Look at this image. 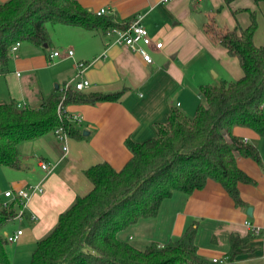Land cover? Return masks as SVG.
<instances>
[{"label":"crops","instance_id":"0c3cea01","mask_svg":"<svg viewBox=\"0 0 264 264\" xmlns=\"http://www.w3.org/2000/svg\"><path fill=\"white\" fill-rule=\"evenodd\" d=\"M77 1L93 13L105 8L106 16L122 26L141 20L149 36L163 42V48L149 47L153 63L147 64L140 55L119 46L115 34L100 36L79 27L56 25L67 27L64 38L44 47L21 43L12 53L9 72L0 75V104L15 101L21 108H38L58 89L82 79L90 82L86 94L121 96L116 101L65 107L69 115L83 117L81 124L73 123L82 137L70 138L68 152L50 133L20 145L21 169L0 164V193L37 185L43 188V193L33 194L26 203L24 216L16 219L21 225L17 231L23 234L7 251L11 264H30L37 243L54 230L60 216L78 197L91 192L87 170L108 163L120 171L132 157L127 141L144 143L155 138L174 111L192 118L203 103L201 87L219 86L242 77L239 61L215 41L216 33L247 28L254 14L258 24L254 42L264 47V2ZM67 50L74 56L50 58L54 52ZM79 63L86 64L81 74ZM234 134L257 149L252 142L264 140L249 129L236 128ZM41 162L51 165L49 173L41 169ZM238 165L255 181L253 185H239L244 207L236 206L220 185L209 182L191 195L175 193L164 201L156 217L140 220L119 238L144 250L152 243L177 241L196 224L198 254L209 264L230 254L233 238L239 239L241 246L228 264H264V236L254 234L246 225L251 222L264 227L263 162L239 158ZM0 199L4 200L3 196ZM250 208L252 216L247 213ZM4 231V236L16 232Z\"/></svg>","mask_w":264,"mask_h":264},{"label":"trees","instance_id":"16d2710c","mask_svg":"<svg viewBox=\"0 0 264 264\" xmlns=\"http://www.w3.org/2000/svg\"><path fill=\"white\" fill-rule=\"evenodd\" d=\"M49 24L79 27L100 36L130 26L106 15L99 17L77 0L0 3V75L9 72L11 49L17 43L37 47L51 43ZM257 27L252 14L247 28L215 34V41L239 61L242 77L201 87L203 103L192 118L174 111L155 138L144 143L127 141L132 157L120 171L108 163L87 170L91 192L78 197L54 230L37 243L30 264H209L198 254L196 224L179 240L152 243L144 250L122 241L119 234L142 219L156 217L164 201L175 193L191 195L209 182L220 185L236 206H245L239 185L255 181L239 167L238 159H252L257 164L262 159L259 150L237 137L234 130L249 129L264 138V47L254 42ZM120 96L86 94L70 87L58 89L38 108H19L15 101L0 104V164L21 169L20 145L61 126L70 138L82 137L67 116L58 115L62 101L66 107L116 101ZM20 209L18 201L5 206L0 199V264H11L3 231L17 219ZM240 246L241 241L233 238L230 261Z\"/></svg>","mask_w":264,"mask_h":264},{"label":"built area","instance_id":"2783aa9c","mask_svg":"<svg viewBox=\"0 0 264 264\" xmlns=\"http://www.w3.org/2000/svg\"><path fill=\"white\" fill-rule=\"evenodd\" d=\"M173 0H163V3L167 4L172 2ZM108 14V11L103 8L96 12V15L101 17ZM115 34L116 36V43L119 46H123L126 48H129L132 52L140 55L145 63L152 64L153 58L148 52L149 47H155L157 50H161L163 48V42L159 40L152 39L146 28L142 25L141 20H137L133 22L127 29H112L108 35ZM20 46L19 43H17L12 49L11 52L15 53L18 50V47ZM62 54L73 57L74 52L72 50H67L64 52H54L52 55H50V58H58ZM78 68L81 70L80 74L83 73L84 69L86 68L85 63H79ZM90 82L89 80L82 79L79 81H74L72 84H67L64 87V90H67L68 88L72 87L77 92H84L87 88H89ZM179 106V105H178ZM19 108H21L20 105H18ZM261 108L264 110V102L261 105ZM58 115L62 117L63 115L67 116L68 121L71 123L81 124L83 122V117L81 115H69L65 111V107L63 106V101L61 102L59 108H58ZM54 135L56 139L62 144L63 151L68 152V142L70 140V136L68 135L67 131L64 127H59L54 131ZM245 143H248L247 140L244 141ZM40 167L45 172L51 171V165L46 162H41ZM35 193H43V188L39 185L35 187H31L28 190L26 189H20L15 191H6L3 194L0 193V197L3 196L4 198V205L7 206L10 202L18 201L21 205V209L19 211L17 219H21L25 214V205L30 200L31 196ZM246 225L248 227H251L254 234L256 235H262L264 236V227H258L253 225L251 222H246ZM23 232L21 230L16 231L15 233L11 235H6L5 239L7 243H16L19 238L22 236ZM230 261L229 257H225L223 259H213L212 263L214 264H228Z\"/></svg>","mask_w":264,"mask_h":264},{"label":"rangeland","instance_id":"374dc122","mask_svg":"<svg viewBox=\"0 0 264 264\" xmlns=\"http://www.w3.org/2000/svg\"><path fill=\"white\" fill-rule=\"evenodd\" d=\"M65 28H67V27H57V26H54V25H51V24H49L48 25V30H49V33H50V36H51V39L54 41V42H56L58 39H60V38H64L65 37V34H64V30H67V29H65ZM233 81H236V80H233ZM217 85H219V83L217 84ZM193 117V116H192ZM262 141H259V144H258V142H252L254 145H256L257 147H258V149H259V151H260V154H261V157H262V162H263V167H262V171H264V147L262 146L263 144H264V140L263 139H261ZM263 147V148H262ZM18 228H21V225H20V222L18 221V220H15V221H13V222H10V223H8L7 225H6V227L4 228V230L6 229L7 231L9 230V232H11L12 233V230H16L17 231V229ZM4 232L5 231H3V235H4ZM13 244H15V243H10V244H8L7 245V251L9 250H11V248H12V246L11 245H13Z\"/></svg>","mask_w":264,"mask_h":264},{"label":"water","instance_id":"95a60500","mask_svg":"<svg viewBox=\"0 0 264 264\" xmlns=\"http://www.w3.org/2000/svg\"><path fill=\"white\" fill-rule=\"evenodd\" d=\"M247 213H248L249 216H252V209L251 208L248 209V212Z\"/></svg>","mask_w":264,"mask_h":264}]
</instances>
